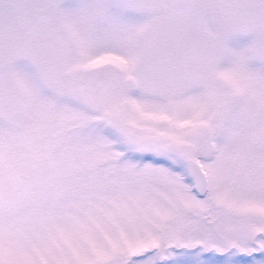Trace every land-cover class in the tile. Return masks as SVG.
I'll return each mask as SVG.
<instances>
[{
    "label": "rangeland",
    "instance_id": "1",
    "mask_svg": "<svg viewBox=\"0 0 264 264\" xmlns=\"http://www.w3.org/2000/svg\"><path fill=\"white\" fill-rule=\"evenodd\" d=\"M0 264H264V0H0Z\"/></svg>",
    "mask_w": 264,
    "mask_h": 264
},
{
    "label": "water",
    "instance_id": "2",
    "mask_svg": "<svg viewBox=\"0 0 264 264\" xmlns=\"http://www.w3.org/2000/svg\"><path fill=\"white\" fill-rule=\"evenodd\" d=\"M136 82L131 81L128 84L129 88H135L136 87ZM187 169L189 176L191 177L193 181V189L196 195L199 197H204L208 190H209V183H208V176L207 173L202 169L198 163H196L193 160H188L187 161Z\"/></svg>",
    "mask_w": 264,
    "mask_h": 264
}]
</instances>
